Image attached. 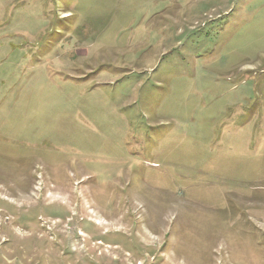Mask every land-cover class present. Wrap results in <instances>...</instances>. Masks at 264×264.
Listing matches in <instances>:
<instances>
[{
  "label": "rangeland",
  "instance_id": "rangeland-1",
  "mask_svg": "<svg viewBox=\"0 0 264 264\" xmlns=\"http://www.w3.org/2000/svg\"><path fill=\"white\" fill-rule=\"evenodd\" d=\"M0 264H264V0H0Z\"/></svg>",
  "mask_w": 264,
  "mask_h": 264
}]
</instances>
